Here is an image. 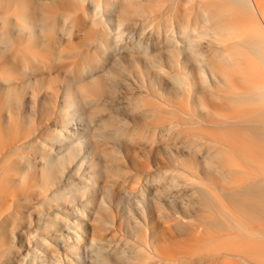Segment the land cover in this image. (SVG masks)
<instances>
[{
    "label": "bare ground",
    "instance_id": "1",
    "mask_svg": "<svg viewBox=\"0 0 264 264\" xmlns=\"http://www.w3.org/2000/svg\"><path fill=\"white\" fill-rule=\"evenodd\" d=\"M148 1L0 0V264H264V0L167 1L189 5L186 26L175 31L203 59V91L196 79L187 80L186 57L172 29L165 28L163 42L169 75L157 65L160 51L149 55L140 43L123 44L125 27L143 15ZM203 40L216 48L202 51ZM120 46L134 69L140 53L152 59L142 71L116 80L99 64L105 56L110 62ZM65 56L74 61L57 62ZM153 63L171 79L167 92L163 77L155 83L148 78L146 87ZM102 74L116 79L106 84ZM184 87L198 94L190 110L168 101L167 93ZM110 93L130 101L133 119L141 111L155 120L167 114L176 119L158 123L148 136L110 112ZM94 110L104 111L97 120L101 131L110 125L130 142L165 139L170 157L194 176L185 197L145 187L127 201L119 197L121 214L130 213L142 234L132 241L117 238L122 246L114 242L112 250L99 235L106 179L118 168L106 161L103 146H90L98 130L90 117ZM119 190L118 184L108 194ZM149 207L160 219L171 218L173 231L152 226ZM189 210L203 215L189 224ZM87 229L95 238L84 236ZM24 234L33 244L25 253L15 246ZM53 238L64 245L63 253L52 249Z\"/></svg>",
    "mask_w": 264,
    "mask_h": 264
},
{
    "label": "rangeland",
    "instance_id": "2",
    "mask_svg": "<svg viewBox=\"0 0 264 264\" xmlns=\"http://www.w3.org/2000/svg\"><path fill=\"white\" fill-rule=\"evenodd\" d=\"M167 1L168 0H159L160 3H155L154 0H149L147 3H144V7H142L143 15L137 18L134 21V23H131L130 25H127L125 27L123 44H127L131 46L133 43H140L145 49L142 50L141 52H145L146 54H149L150 52L152 53L153 49L160 51V59H158L157 65L162 64L164 66V70L169 75L171 73L170 71L173 69H170L167 63V60L170 58V56H169V52L166 51V49L164 48L163 42L166 35L165 28H169L170 30L172 29V33L174 32L173 35L178 37V40L176 41L178 42L177 47L180 48L181 50L182 53L181 56H183V58L186 57V63L184 65L183 72L188 75L187 80L191 82V78L193 80L196 79V83L200 85L201 88H203L204 87L203 83H200L201 82L200 75L203 71L204 74L207 72L202 62L203 59L201 57H195L193 51L190 48H188L187 46L188 43L186 39L181 38L179 33L175 31V30H180V28L183 26H186L188 22L187 19L189 16L188 15L189 5L186 4L184 1H181L178 4V6H174L173 4L169 5V2ZM112 18L113 20L110 22V27L113 29L112 34H115V32L117 31L116 29L117 24L115 19H117V17L115 16L114 13L112 14ZM210 46L216 48V45L214 43H212V45H209L208 40L200 41V49L202 51H205ZM121 47L122 46H120L118 50H116L117 53L116 56L113 51L114 57H112V59L109 60L110 62L106 61V56H105V60L102 61L104 63L101 65L102 62H100L99 64L103 68L105 67V69L110 68V71L114 72V75L115 74L118 75V76L115 75L117 79L114 77V79L116 80L124 78L123 73H127L131 70L132 72H130V74L133 75H135L134 74L135 72L142 71L143 70L142 67L144 68V64L145 61H147V58L149 60L152 59L151 57L144 56L145 54L143 53L141 55L140 53L138 56L139 57L138 60L140 64L138 67H136L137 69H134L135 66L131 62L132 58L130 55H127L129 54V52L127 53V50H123ZM191 56H194V58H191L190 61H187V59ZM72 61H74V58L65 56L63 57V59L57 62L63 63L64 65L65 63ZM109 63L112 64L111 67L109 66ZM155 66L156 64L153 63L152 67L150 68V72L147 75V79L145 83L146 87L149 88L148 78L152 83H155V80L157 78L163 77L164 83H166V85L164 86V90L167 92L168 91L167 87L171 86L172 84L171 79L167 77V75L166 76L160 75L159 70H157ZM101 68L100 70H102ZM175 68L176 67H174V69ZM104 77L105 76H103L102 79L106 80L104 81L106 82V84L114 80L113 77L112 80L109 75H107L106 77H110V78H104ZM189 77L191 78L189 79ZM129 82L132 83L131 81ZM221 87L224 88L223 86ZM203 90L204 88L202 89V91ZM110 94L112 95V93ZM114 94L115 93H113L112 96H108L106 98L107 103L105 106L109 107L110 112L115 116H118V118L120 119L126 120L130 127H134L137 123V127L138 126L142 127L144 129L143 132H147L148 136L152 137L153 132H156L153 129L155 128L156 130L157 128L156 125L158 123L166 124L169 121L176 119L172 115L167 114L162 119L155 120L151 117H148V113L146 111H141V114L138 115V117H136L135 119H133L132 116L129 115L130 113L129 109H131L130 101L125 97H118V95L114 96ZM167 97H168V101L171 104L184 108L186 110L187 109L190 110V107L194 105L195 102H198L197 100L198 94L192 93V90L187 87L181 88L176 92H169L167 93ZM95 113H97L98 116L97 115L94 116ZM90 114H91L90 117L93 120L92 122L93 127L95 126L97 127L98 125L99 127H101L100 124L97 122V120H99L101 116H104V111L102 112L100 110H94L93 114L92 113ZM108 126L110 125H106V129L104 128L102 129V131L100 128L98 129V127H97L98 130L94 129L95 130L94 138L95 139L97 138L96 139L97 141L95 139H92V141L95 140L97 143H93L92 141H90V146L95 148L96 150L98 149V147L102 148L103 146L104 150L106 151V161H108L109 164H113L115 167L118 168V173L116 174L115 177L106 179V183H107L106 184V218L104 220L105 223L104 225H102L99 235V238L102 240L104 246H106V249L112 250L113 247H115V245H117V247L120 245L122 246L121 243H116L117 238L119 239L125 236L126 238H129L132 241L135 238V235L139 231H140L139 234H142L141 232L142 230L139 228H135L133 222H131L130 213L126 215L127 212L125 211L123 214H121L122 213L120 211L121 208H119L116 205V200L119 197H122L124 201H127L126 198L130 197L131 194L134 193V191H137L138 189L144 187L150 189V192H154L156 189H157L156 192L164 191L163 194L161 193V196L173 195L178 190L177 191V193L179 192L178 196H182L183 193V196L185 197L187 193L190 194L189 189H193V185L191 184L192 185L191 187L189 183L193 181L194 176H191L192 174H190L187 169L183 168L180 165V163H178L177 161L173 160L170 157V154L168 153L169 150H167L166 145L163 143L165 139H163L159 144L149 143L145 138H138L130 142L126 138H124L125 137L124 135L123 137H121L120 134L122 133H116L114 132V129L111 130L112 128ZM139 130L140 129H138V131ZM46 132L47 131H44L43 133ZM99 135L103 136V138L106 137L105 138L106 140L103 139L101 136L99 137ZM100 138L102 139L103 142L101 141ZM116 138H118V141ZM156 148H158V151ZM31 155L38 156L37 153H32ZM173 178L177 180V181L175 180L177 183L176 185H173V181L172 183H170L171 180H173ZM62 179L63 178H60L58 182L62 183L61 182ZM204 180L206 184V186L204 187H210L209 183H208L209 186H207L205 178ZM168 183H170V185H168ZM186 183H188L189 186ZM118 184L121 186V190L117 191V194L115 196L113 195L109 196L108 190L111 189L112 187L116 188V185ZM183 185L184 186L186 185L189 188L184 187ZM180 188L182 189V191L179 190ZM186 188L188 189L187 190L188 192L185 190ZM95 208H96V204H95ZM47 210H48L47 207L43 209L44 212H46ZM109 210L112 211V219ZM94 211L95 210L93 207L92 215L95 214ZM150 211L152 212L148 216V219L149 221L151 220L152 226L156 227L157 225L162 229H164L165 227L164 230L170 228V230L173 231L172 227L170 226L172 224V223L170 224L171 218L160 219L159 217L156 216V212L153 213L152 207H149L148 212ZM191 211L189 210L190 214L189 213L188 214L190 217L192 213V216L190 218L188 217L187 221L189 222V224H194L196 223L197 218L202 216L203 213L197 215L196 214L197 211H194V213L195 212L196 213L193 215V211L192 212ZM205 214L209 215L207 213ZM211 215L212 214H210L209 216ZM102 216L104 217V215ZM68 218H73V217L70 216ZM189 228L190 227H187V229ZM63 233H67V232H63ZM15 236L16 238H19L18 233ZM84 236L94 237V234L91 232L90 229H87L84 233ZM21 240L22 241L16 240L15 246L18 249L20 248L21 251L25 253L28 250L29 246L33 245L31 242L32 237L29 234H24L22 235ZM50 242L52 243V249L54 250L56 249L57 253L64 252L63 250L64 245L62 243L55 241V238L50 240ZM114 242L116 243L115 245Z\"/></svg>",
    "mask_w": 264,
    "mask_h": 264
}]
</instances>
